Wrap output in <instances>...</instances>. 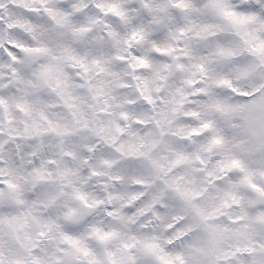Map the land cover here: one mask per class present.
I'll return each mask as SVG.
<instances>
[{
	"label": "snow or ice",
	"instance_id": "6c2138e0",
	"mask_svg": "<svg viewBox=\"0 0 264 264\" xmlns=\"http://www.w3.org/2000/svg\"><path fill=\"white\" fill-rule=\"evenodd\" d=\"M0 264H264V0H0Z\"/></svg>",
	"mask_w": 264,
	"mask_h": 264
}]
</instances>
